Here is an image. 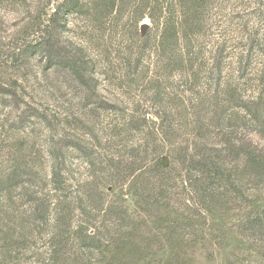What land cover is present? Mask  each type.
I'll list each match as a JSON object with an SVG mask.
<instances>
[{
    "label": "trees",
    "instance_id": "trees-1",
    "mask_svg": "<svg viewBox=\"0 0 264 264\" xmlns=\"http://www.w3.org/2000/svg\"><path fill=\"white\" fill-rule=\"evenodd\" d=\"M9 2L23 11L35 8L25 27L36 42L35 54L44 56L47 68L67 70L86 102L71 111L75 131L59 133V121L47 122L53 132L47 179L24 165L0 172V264H149L164 249L168 262L185 263L181 255L191 233L178 229L197 224L190 216L180 222L164 199L180 180L191 186L189 202L200 203V218L207 220L203 212L221 202L214 180L222 147L207 143L210 134L227 143L224 153L234 160L243 153L253 168L264 166V158L243 152L230 138L245 128L264 130V0L254 7L232 0ZM71 15L119 40L120 76L112 100L98 94L97 61L80 56L86 46L72 55L57 47L55 37ZM145 18L151 27L142 35ZM185 131L197 135V144L176 147ZM231 169L228 193L239 188ZM127 199L147 216L166 213L153 222L160 237L152 234L153 226L136 232L135 213L122 204ZM246 222L264 229V215L248 214ZM74 235L79 240L72 243ZM37 236H45L42 259L32 262L40 249L33 246ZM71 248L75 255L67 253Z\"/></svg>",
    "mask_w": 264,
    "mask_h": 264
},
{
    "label": "rangeland",
    "instance_id": "rangeland-1",
    "mask_svg": "<svg viewBox=\"0 0 264 264\" xmlns=\"http://www.w3.org/2000/svg\"><path fill=\"white\" fill-rule=\"evenodd\" d=\"M5 1L0 0V172L9 171L15 165H24L38 171L40 177L47 179L50 165L48 140L50 133H53L47 122L59 121V133L75 131L76 129L72 128L71 121H74V116L71 111L82 109L86 102L84 92L80 91L79 85L67 70L56 66L47 68L44 56L35 54L37 45L34 37L25 31L26 23L35 15V8L23 11L17 4ZM254 1L258 0H232L234 3L241 2L245 5L251 3L253 7ZM248 17L253 19L251 15L245 18ZM142 21L148 23V31L151 22L148 18ZM83 25L82 18L69 16L63 32L57 33L55 37L57 47L64 55H72L77 54L76 49L86 46L84 51L87 50V53L80 56L91 57L97 61L96 77L100 83L98 94L112 100V90L115 89L114 85L120 76L115 58L119 40L108 29L97 30L96 27L91 29ZM77 113L80 114L81 111L77 110ZM210 135L207 143L222 147L219 151L221 167L216 169L220 173L216 174L217 179L214 180L216 194L222 199L221 202L216 203L215 209H206L203 212L207 220L200 218V211H197L200 203L197 200L195 203L189 202L187 198L190 194L193 195L190 192L191 186L180 180L177 181L176 188H171L175 189L172 195L164 199L170 205L169 211L174 210L175 214H179L176 217L180 222L187 221L183 216H190L197 224L183 225L178 229L182 233H191L187 235L189 242L181 255L186 259L182 264H264V229L251 227L246 222L248 214L255 212L256 215H264V166L253 168L243 153L241 159L234 160L233 156L224 153H227V143L223 144L220 136ZM230 138H234L233 142L239 144L238 149H244L243 152L249 149L258 158H264V130L248 131L245 128L239 133H231ZM197 140V135L193 137V133L185 131L179 133L174 145L183 146L187 142L193 147ZM199 142L204 143V140L199 137ZM249 143L250 146H247ZM169 148V144H166L165 149ZM164 163H167L166 159ZM232 166L237 171L233 181L239 188L228 193L231 182L226 179L232 171ZM122 204L128 208L130 214L135 213L131 216L134 217L133 226H136V232H143L146 228L149 230L150 226H153L152 234L155 237L162 235L161 228H156L153 222L166 217V213L159 210L147 216L146 213L136 211L129 199ZM196 213L199 215L194 217ZM169 218L172 219L171 216ZM76 224L75 220L73 225ZM197 228L200 231H195ZM71 229L72 232L75 230L73 227ZM73 238L72 243L79 240L76 235ZM34 239L36 243L33 246L40 249L35 257L31 256V252L27 253L32 257V262L42 259L41 249L45 236H37ZM154 242L158 244L157 240ZM67 253L75 255L77 252L71 248ZM159 253L162 256H153L156 258L149 264H177L167 261L166 249ZM121 254L122 252L118 251L119 261H122ZM94 255L98 256V253ZM98 257L101 259V256Z\"/></svg>",
    "mask_w": 264,
    "mask_h": 264
},
{
    "label": "water",
    "instance_id": "water-1",
    "mask_svg": "<svg viewBox=\"0 0 264 264\" xmlns=\"http://www.w3.org/2000/svg\"><path fill=\"white\" fill-rule=\"evenodd\" d=\"M148 27H149L148 23L145 22V21H142V22L140 23V27H139L140 33H141L142 35L145 34V32L147 31Z\"/></svg>",
    "mask_w": 264,
    "mask_h": 264
}]
</instances>
